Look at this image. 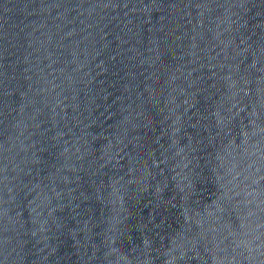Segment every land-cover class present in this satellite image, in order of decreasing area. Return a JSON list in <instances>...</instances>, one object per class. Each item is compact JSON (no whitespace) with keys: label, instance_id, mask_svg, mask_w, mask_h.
<instances>
[{"label":"water","instance_id":"obj_1","mask_svg":"<svg viewBox=\"0 0 264 264\" xmlns=\"http://www.w3.org/2000/svg\"><path fill=\"white\" fill-rule=\"evenodd\" d=\"M0 264H264V0H79L1 52Z\"/></svg>","mask_w":264,"mask_h":264}]
</instances>
